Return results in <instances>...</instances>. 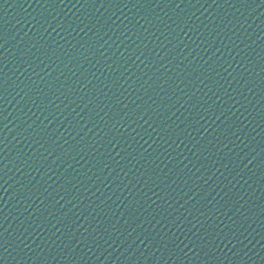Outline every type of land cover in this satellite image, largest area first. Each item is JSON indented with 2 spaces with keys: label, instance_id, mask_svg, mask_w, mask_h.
<instances>
[{
  "label": "water",
  "instance_id": "obj_1",
  "mask_svg": "<svg viewBox=\"0 0 264 264\" xmlns=\"http://www.w3.org/2000/svg\"><path fill=\"white\" fill-rule=\"evenodd\" d=\"M0 264H264V0H0Z\"/></svg>",
  "mask_w": 264,
  "mask_h": 264
}]
</instances>
